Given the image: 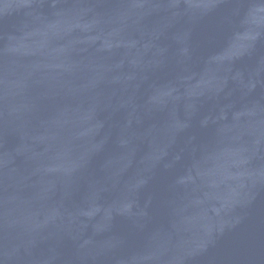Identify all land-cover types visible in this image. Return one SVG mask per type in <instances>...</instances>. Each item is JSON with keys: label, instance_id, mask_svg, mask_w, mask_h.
Segmentation results:
<instances>
[{"label": "water", "instance_id": "95a60500", "mask_svg": "<svg viewBox=\"0 0 264 264\" xmlns=\"http://www.w3.org/2000/svg\"><path fill=\"white\" fill-rule=\"evenodd\" d=\"M0 264H264V0H0Z\"/></svg>", "mask_w": 264, "mask_h": 264}]
</instances>
